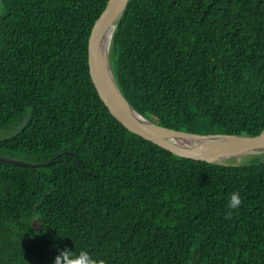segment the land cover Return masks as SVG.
<instances>
[{
    "label": "trees",
    "instance_id": "trees-1",
    "mask_svg": "<svg viewBox=\"0 0 264 264\" xmlns=\"http://www.w3.org/2000/svg\"><path fill=\"white\" fill-rule=\"evenodd\" d=\"M107 1H0V129L22 126L0 155L55 158L0 163V264H54L65 248L98 264H264V154L177 157L98 97L87 46ZM109 60L159 126L264 131V0H129ZM234 191L242 203L229 209Z\"/></svg>",
    "mask_w": 264,
    "mask_h": 264
},
{
    "label": "water",
    "instance_id": "water-1",
    "mask_svg": "<svg viewBox=\"0 0 264 264\" xmlns=\"http://www.w3.org/2000/svg\"><path fill=\"white\" fill-rule=\"evenodd\" d=\"M128 2L129 0L107 1L103 12L91 29L87 46L91 81L98 97L110 115L130 133L180 158L208 164L227 165L230 160L239 162L242 158L248 156L264 154V131L257 136L200 135L182 132L159 126L133 108L119 90L109 60L112 36ZM113 23V31L108 41V47L105 48V32ZM54 161L55 158H52L47 163L32 164L0 155V163L30 168L46 167L53 164ZM32 228L35 231L39 230L37 219L33 220Z\"/></svg>",
    "mask_w": 264,
    "mask_h": 264
},
{
    "label": "clouds",
    "instance_id": "clouds-1",
    "mask_svg": "<svg viewBox=\"0 0 264 264\" xmlns=\"http://www.w3.org/2000/svg\"><path fill=\"white\" fill-rule=\"evenodd\" d=\"M241 203L239 192L234 191L228 200L227 207L236 209ZM228 214L230 215L231 213L229 212ZM54 264H98V261L88 251L80 250L78 254H73L71 249L65 248L55 257Z\"/></svg>",
    "mask_w": 264,
    "mask_h": 264
},
{
    "label": "rangeland",
    "instance_id": "rangeland-1",
    "mask_svg": "<svg viewBox=\"0 0 264 264\" xmlns=\"http://www.w3.org/2000/svg\"><path fill=\"white\" fill-rule=\"evenodd\" d=\"M22 126H18V127H14V128H8V129H0V138H7L10 137L12 135H15ZM260 156V155H257ZM246 158H242L239 162H237L236 160H230L227 165H234V164H238L241 163L242 161H244ZM248 161V160H247Z\"/></svg>",
    "mask_w": 264,
    "mask_h": 264
},
{
    "label": "bare ground",
    "instance_id": "bare-ground-1",
    "mask_svg": "<svg viewBox=\"0 0 264 264\" xmlns=\"http://www.w3.org/2000/svg\"><path fill=\"white\" fill-rule=\"evenodd\" d=\"M113 26H114V23L113 24H111L108 28H107V30H106V32H105V48H107L108 47V41H109V39H110V36H111V34H112V31H113Z\"/></svg>",
    "mask_w": 264,
    "mask_h": 264
}]
</instances>
